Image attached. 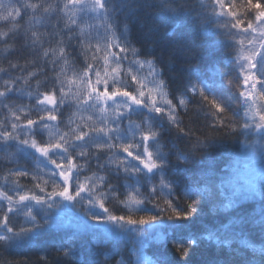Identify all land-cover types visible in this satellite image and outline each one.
Segmentation results:
<instances>
[{"label":"snow or ice","instance_id":"1","mask_svg":"<svg viewBox=\"0 0 264 264\" xmlns=\"http://www.w3.org/2000/svg\"><path fill=\"white\" fill-rule=\"evenodd\" d=\"M209 5L211 15L215 17L211 22L218 29L225 30L220 34L233 42L229 46L236 51L234 62L238 65V74L234 78L227 73L219 75L222 81L226 80V84L221 83V88H234L238 93V108H231L226 101L221 102L215 96L209 99L205 88L199 87L200 98L210 105L211 119L207 121L205 131L185 126L178 113L179 108H187L189 101L185 94L191 93V98H194L197 93L198 85L192 83V78L199 79L198 66H189L191 76L184 92L168 99L169 93L165 91L167 82L158 77L156 64L159 56L164 54V46L169 43L173 45V51L190 53L184 39L178 36L189 19L196 28L206 27L210 23L206 15ZM89 12L94 13L95 18L103 17L106 22L103 48L99 41L93 43V32L97 30L85 19ZM153 12L161 15L163 24L172 25V30L165 32V41L157 44L153 40L148 50L144 45L134 47L129 39L131 28L137 23L144 27V17ZM113 19L116 23L109 22ZM0 24L7 25V30H0V39H20L23 48L31 53L24 66L18 61H8L9 69L24 71L29 64L34 66L27 76H16V80L23 79L25 84H29L32 78L39 77L41 73L50 70L53 75L51 88L43 92L39 91L40 81L37 79L36 100L43 113L38 120L28 113H24L22 118L5 105L14 119L10 131L0 130V142L6 146L9 141L29 145L55 166L47 180L32 175V179L37 181L34 189H38V193L31 190V194H20L18 201H14L13 196L0 192V197L8 203L6 210L0 205V249L29 244L41 233L62 229L63 226L51 213L44 211L59 204V200L54 198H62L70 202L73 208L79 204L83 217L74 225L71 235L54 249L60 264H179L186 262L194 249L205 247L204 242H208L207 248L213 252L229 250L234 256L233 264H256L257 260L259 264H264V246L255 249L242 240L239 247H233L235 238L253 226L264 236V184H261L258 193L255 189L249 191L232 185L231 194L226 195L225 182L221 180L217 183L211 179L213 164L208 159L217 135L239 139L257 132L264 141V0H121L119 6L114 0H9L7 4L0 0ZM159 26H149L145 36L151 37ZM9 47L14 45H6L5 51ZM157 47L160 48L159 53L155 52ZM114 48L118 52L112 51ZM89 53H92L91 61L96 63L89 62ZM149 55L151 59H148ZM79 57H83V63L77 70ZM100 60L103 61L102 66L98 64ZM125 61L137 65L139 69L147 66L154 87H148L131 68L125 72ZM45 66H50V69ZM7 71L0 67V73ZM125 77L130 79L125 80ZM14 84L15 81L6 80L3 90H0V98L7 99L8 93L18 91L12 86ZM156 94L165 97L163 104L157 101ZM68 100L75 103L76 112L73 115L81 112L90 114L86 118L81 115L84 122L77 124L75 129L71 127L74 121L69 116L67 131L62 132L59 120L63 113L60 109L63 106L71 110L72 104L66 103ZM140 109L165 117L180 136L188 139L189 150H177L172 154L171 150L163 152L158 148L163 130L155 128L153 118L139 112ZM239 112L243 115H239ZM136 115L142 117L140 123L133 120ZM125 121L127 128L123 126ZM110 122L112 127L108 126ZM37 126L41 131L48 132L50 139L46 143L35 138L39 135ZM0 127L3 125L0 124ZM20 131L27 132V138H21ZM101 153L115 157L109 162L117 165V175L122 167L128 174L126 179L139 177L151 181L159 176V185L152 184L147 194L142 193L138 186L128 194L126 200L120 201L126 206L131 201L137 205L136 211L143 214L138 217L113 214L106 206L110 198L119 199L112 185L103 176L94 179L85 175L81 179L89 159L95 155L99 162ZM118 153L126 154L139 166H127L126 158ZM170 154L176 161L175 167L169 159ZM54 157H59L63 162H58ZM77 157L83 158L85 164L78 163ZM205 160L208 161L207 170L194 172V166L204 164ZM104 166L98 163L99 168ZM169 168L173 169L176 177L182 178L183 188L179 193L176 187L178 181L166 178L165 173ZM145 172L148 174L146 177ZM8 175L20 178L28 177L30 173L17 170L10 171ZM49 184L50 192L47 191ZM257 195L260 211L253 215L256 208L249 213L241 201L255 199ZM218 197L226 199L227 203L218 204ZM148 203L153 205L154 213L148 211ZM202 203L210 205L213 213L232 210L235 214L229 216L227 223L213 230L182 234L183 222L198 214ZM97 204L100 212L93 210ZM35 206L41 209L43 215L34 213ZM21 208L25 210L27 219L17 228L12 224L10 214ZM100 224L116 227L101 229L97 227ZM82 233L93 237L88 247L83 249L78 243L84 238ZM121 233L135 236V251L129 252L128 260L123 255L115 259L101 251L110 237L115 238ZM146 245L156 246L155 259L146 260L143 257L142 249ZM248 248H253V251H245ZM133 255L135 260L131 259ZM44 261L45 264H53L47 258Z\"/></svg>","mask_w":264,"mask_h":264},{"label":"trees","instance_id":"2","mask_svg":"<svg viewBox=\"0 0 264 264\" xmlns=\"http://www.w3.org/2000/svg\"><path fill=\"white\" fill-rule=\"evenodd\" d=\"M7 4L9 0H4ZM114 2L119 6L121 0H114ZM206 15L210 18V23L206 27L196 28L193 26L191 19L188 20L185 28L180 33L178 38H183L187 44V47L190 49L189 54H184L179 51H173V45L169 43L167 46H164V54L159 56V62L156 64L157 75L158 77L164 78L167 82V88L165 91L169 93L168 99L174 94L184 92L185 85L188 84V80L191 76L188 69L192 64H196L199 69V79L192 78V83L197 84V93L194 98H191L193 94H185V98L188 99L187 108H179L178 113L183 120L185 126L191 127L193 129H204L207 131V121H210V105L202 101L199 96V87H204L206 94L209 96V99L214 96L219 99L221 102L226 101L228 105L237 109V96L238 93L234 88H221V83L226 84V80L222 81L220 78V73H227L229 77L234 78L238 74V65L235 64L236 51L232 45V41H228L225 37L220 34L223 29H218L214 23L211 21L215 20V17L211 15V6L209 5L208 12ZM87 23L93 24L96 26V30L93 32L95 40L99 41L101 47L104 45V37L106 35L104 24L106 23L103 20V17L95 18V14L89 12L88 16L85 17ZM145 26L141 27L137 23L134 27L131 28V33L129 39L132 41V44L136 48H140L141 45H144L145 50H148V45L155 40L157 44L165 41L167 37L165 32L172 30V25H165L162 23V17L159 13L153 12L150 15L144 17ZM111 23H116L115 19L109 21ZM153 24H159L157 31L152 34L151 37L145 36L147 28ZM0 30H7V25L0 24ZM119 32L116 33L117 38H119ZM6 45H14V47H9L5 51ZM211 45V47H210ZM112 51H117L118 49H112ZM156 53L160 52V48L157 47L155 50ZM102 54V53H101ZM98 54V55H101ZM169 54H171L172 62L169 63ZM89 62L96 63L91 61L92 53H89ZM31 58V53L27 49H24L20 39L13 40L11 37L0 39V67L8 69L7 72L0 73V90L4 88V82L6 80L15 81V84L12 85L18 91H13L8 93V98H0V124L3 127H0V130H11L10 124L13 121L14 117L9 112L8 107H5L7 104L9 107L14 109L17 114L21 115L23 118L24 113L30 114V117L33 119H39V116L43 113L40 112L41 106L37 104L36 94H37V79L40 81L39 91L43 92L51 88L53 83V75L51 71L41 73L39 77H34L31 79L29 84H25L24 80H16V76L25 77L27 73L33 70V65L29 64L24 68V71L20 69H9L8 61L19 62L21 66L25 65V61ZM152 56L149 55L148 59H151ZM131 59V56H130ZM143 59V57H141ZM39 63V62H38ZM81 63H83V57H79L76 62L77 70L80 68ZM100 66L103 65V61L98 62ZM50 69V66H45ZM124 71L126 72L129 68L132 69L133 73L139 75L140 79L144 80L145 84L148 87H154L152 81L153 77L148 76V68L145 66L143 69H139L137 65L125 61L123 65ZM58 71V69H57ZM69 76H71V71H69ZM47 77V80H45ZM130 77H125V80H129ZM59 86V85H57ZM189 87L191 85H188ZM75 91V88H73ZM157 101H160L163 104L165 97H161L159 94H156ZM159 102V103H160ZM66 103H71V110H66L63 106L60 111L63 113L60 117V129L61 131H67V123L69 116H71L74 123L71 124L73 129L76 128L77 124H82L84 121L81 120V115L85 118L90 114L89 112H81L76 115H73L76 112L75 103L71 100L66 101ZM139 112L146 113L147 116L152 117L154 120L155 128L163 130L162 135L160 136L159 145L157 146L163 152H169L174 154L177 150L188 151L190 144L187 138L180 136L175 129L167 122L165 117L155 116L153 113L148 112L147 109H140ZM239 115H243L242 112H239ZM142 117L139 115L133 116V120L136 123H140ZM23 122V120H22ZM53 124L57 122H51ZM112 127L111 122L108 125ZM124 128L128 127L127 121L124 122ZM87 130V129H85ZM37 131L39 135L35 138L41 142L46 143L49 141L50 136L48 132L41 131L37 126ZM19 135L21 138H27L28 133L20 131ZM131 133H129V136ZM256 142L263 143L259 133L253 132L249 136H241L239 139L235 137H228L224 135H217L213 140V147L209 150L210 156L208 159L212 161L213 175L211 179L214 182L219 183L221 180L225 182V194L230 195L232 191V185L241 186L246 190L251 191L253 188L247 184L248 174L246 171V165L244 157L250 145L256 146ZM247 146V148H246ZM246 150V151H245ZM264 150V149H263ZM262 150L261 154H264ZM119 156L126 158L125 164L127 166L138 165V162L127 158L126 154L118 153ZM58 162H63L59 157H54ZM77 162L80 164H85L83 158L77 157ZM115 157L110 156L107 153H101L99 162L94 155L86 164V172L82 173L81 179H84V176H90L94 179L96 177L103 176L105 181L112 185L114 191L119 194V199L110 198L109 202L106 203V206L116 215H133L138 217L143 213L136 211L137 205L128 201L127 206L124 203H121V200H126L129 193H133L135 187H141V192L147 194L150 192L151 185H159V176L154 177L153 180L148 181L146 179H141L139 177H125L128 176L127 173L123 171V168H120V174H116L117 165L115 163H110V160H114ZM169 159L173 167L176 166V161L174 156L170 154ZM98 163H103L104 168H99ZM208 161L205 160L204 164H197L194 166L193 171H199L200 169L207 170ZM54 165L49 162L48 158L43 157L40 153L36 152L29 145L20 144L19 141H9L6 146L3 142H0V192L7 193L8 195L13 196L14 201H18L20 194L28 193L31 194V190H34L38 193V189H34V184L37 181L32 179V175L41 177L44 180L48 179L49 172L51 169H54ZM142 167V166H141ZM17 170H26L30 173L28 177H13L9 176V172ZM58 171V170H57ZM148 174L145 172L144 176ZM167 180L178 181L176 184L177 191L183 188L182 178L175 176V173L172 168L167 169L166 173ZM5 177H8L5 180ZM18 180V183L16 182ZM261 183V182H260ZM263 184V183H261ZM260 186L255 188L258 193ZM47 191H51V185L49 184ZM59 200V204L54 206L51 209H44L51 213L52 217L58 221L63 227L60 230H52L49 232L41 233L32 240L31 243L16 246L7 250L0 249V264H14V262H20V264H45L44 258L51 260L53 264H60L58 259L54 255V249L57 245L62 243L73 230L74 225L83 217V209L79 204L75 208L71 207L70 202L63 201L62 198H54ZM259 196L257 195L255 199H244L241 203L245 206L249 213H252L253 209L256 208L253 215L259 213L260 209L257 206ZM218 204L223 205L227 203V200L218 197ZM33 205L35 202H32ZM0 205H3L6 210L8 203L2 197H0ZM85 206L87 204L85 202ZM148 211L154 213L155 209L151 203L146 204ZM131 209V212L129 211ZM94 211L100 212L98 204L93 209ZM25 210L22 208L15 213L10 214L12 219V224L16 225L17 228L20 224L26 223V216L24 214ZM40 212L43 215V212L38 206L34 207V213ZM235 213L232 210L227 212L218 211L213 213L210 210V205L207 203H202L200 211L198 214L194 215L187 221H184V228L182 234L187 235L190 232L199 234L201 231L208 229L213 230L218 228L221 224L227 223L230 215ZM2 216V212H0ZM39 218V217H38ZM98 228L108 229L116 227L115 225L110 224H100L97 225ZM127 227V226H126ZM84 237L81 241H78L81 248H87L92 240L91 234L82 233ZM103 239V236L100 237ZM242 240H246L248 244L252 245L255 249H259L261 246H264V236H261L260 232L253 226L246 229L243 234L237 236L234 240L233 247H239ZM134 243L135 236L134 234L121 233L115 238H109L108 243L104 248L101 249L102 252L107 253L110 257L114 256L115 259H119L123 255L125 260L129 259V252H134ZM208 242H204L205 247L200 249H194L190 256L187 258V261H181L179 264H233L234 256L229 250L213 252L207 248ZM94 248L95 245H92ZM156 251L155 245H146L142 249L143 257L146 260L155 259L154 252ZM245 251L251 253L253 248L245 249ZM103 259V256L100 257ZM135 255L131 257L132 260H135ZM256 264H259V261H256Z\"/></svg>","mask_w":264,"mask_h":264},{"label":"rangeland","instance_id":"3","mask_svg":"<svg viewBox=\"0 0 264 264\" xmlns=\"http://www.w3.org/2000/svg\"><path fill=\"white\" fill-rule=\"evenodd\" d=\"M263 149V143L256 142L255 148L250 145L246 152L244 165L247 164L245 168L247 173L245 174H248L249 178V180H247V184L253 189L261 186V183L264 184V154H261Z\"/></svg>","mask_w":264,"mask_h":264},{"label":"bare ground","instance_id":"4","mask_svg":"<svg viewBox=\"0 0 264 264\" xmlns=\"http://www.w3.org/2000/svg\"><path fill=\"white\" fill-rule=\"evenodd\" d=\"M243 154H245L244 156H246V153H243Z\"/></svg>","mask_w":264,"mask_h":264}]
</instances>
